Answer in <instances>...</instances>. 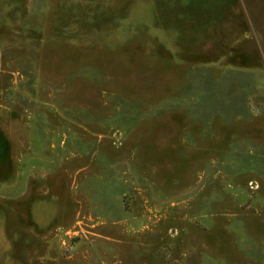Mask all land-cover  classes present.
<instances>
[{
  "label": "rangeland",
  "instance_id": "rangeland-1",
  "mask_svg": "<svg viewBox=\"0 0 264 264\" xmlns=\"http://www.w3.org/2000/svg\"><path fill=\"white\" fill-rule=\"evenodd\" d=\"M0 264H264V0H0Z\"/></svg>",
  "mask_w": 264,
  "mask_h": 264
}]
</instances>
